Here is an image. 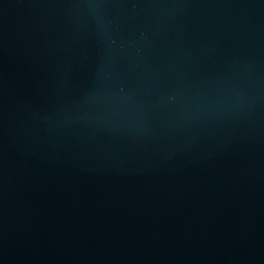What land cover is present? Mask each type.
I'll use <instances>...</instances> for the list:
<instances>
[{"label":"water","instance_id":"1","mask_svg":"<svg viewBox=\"0 0 264 264\" xmlns=\"http://www.w3.org/2000/svg\"><path fill=\"white\" fill-rule=\"evenodd\" d=\"M0 264H264V0H0Z\"/></svg>","mask_w":264,"mask_h":264}]
</instances>
